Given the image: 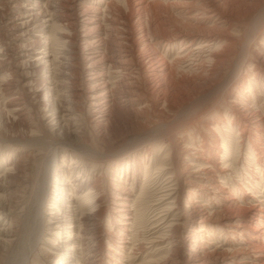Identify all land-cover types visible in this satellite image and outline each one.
Wrapping results in <instances>:
<instances>
[{
    "label": "rangeland",
    "instance_id": "rangeland-1",
    "mask_svg": "<svg viewBox=\"0 0 264 264\" xmlns=\"http://www.w3.org/2000/svg\"><path fill=\"white\" fill-rule=\"evenodd\" d=\"M34 1L36 0H0V103L2 102L1 106L3 105L1 107L3 109L0 110H7L8 113L12 109L8 107L9 102L18 100L19 102H16L22 108L23 114L22 120L19 121L21 124L15 125L6 124L0 115V200L11 207L9 214L0 210V216L4 218L0 220V228L11 227L14 231L11 244L0 242V264H89L91 261L90 264H264V0H205V2L203 0H37L42 3L41 10L46 9L48 15L50 14L48 19L52 21L49 26L60 20L62 23L59 25H65L62 26L61 32L65 31L68 36L73 37L71 42L75 43V46L71 42L69 45L61 41L59 34L56 40L53 39L54 31L51 27L47 28V31L39 30L32 25L22 28L21 23L27 20V13L33 8ZM188 2L191 5L192 2L193 4L198 2L200 10L195 4L193 6L196 8L192 10ZM178 3L189 5L184 4L186 8L182 9L183 4L179 6ZM211 4L215 7L209 6ZM145 8L146 11L143 10ZM54 14L56 16H53ZM190 17L192 19H189ZM110 18H113V21ZM186 24H190L187 25L190 28L186 27ZM193 25H196V28ZM214 25L218 27L219 32L214 29ZM197 26L198 29L202 26V31L207 30L203 33L197 30ZM23 30H28L30 34L22 37ZM181 31L182 34L184 32L183 35ZM209 31L213 32L210 34ZM76 33L77 37L74 35ZM185 36L189 39L183 40ZM170 37H173V40ZM45 38H48L51 49L53 46L52 65L50 64L49 67L43 63L39 75L44 73L43 70H46L47 74L49 68L54 102L58 107L66 106H63L66 111L64 109L61 117L64 114L70 115L67 121L63 120L60 127L56 126L58 119L50 111L52 107L48 106L46 110L45 105L33 93L30 80L23 81L27 75L25 70L27 68L21 64L22 49L37 50L47 42ZM201 38H209L213 42L204 43ZM42 41L44 43H40ZM168 42L173 45H168ZM64 49L70 52H65ZM144 50H147L146 53ZM211 52L225 56L226 59L222 58L225 60L221 62L223 64L207 61ZM88 53L95 57L90 69H87L89 65L87 61L84 64ZM149 59L155 60L154 63L166 62L165 65L167 64L169 68L168 78H150ZM96 60L100 63L96 64ZM127 60L128 64L125 63ZM118 62H123L122 69H113ZM173 62H177V66ZM201 62L204 67L201 66ZM170 63L174 67L170 66ZM137 68L139 71L136 70ZM214 68H217L218 72L217 69L211 72ZM203 69L210 71L204 72ZM76 70L78 71L74 72ZM96 73L104 75L102 81L94 78L97 76ZM169 77H172L171 80ZM125 79L127 82L124 81ZM158 81L164 82L167 101L163 93L159 95L153 90ZM105 82L109 84L107 91L101 90L99 93L109 92L110 121L96 127L94 121L97 118L89 105L87 95L91 86L99 87L100 90L102 83ZM24 84L28 85L23 86ZM43 85L42 81L39 87L42 88ZM74 86L83 90L80 91L81 89L78 90ZM152 90L155 92L154 95ZM125 91L134 92V95L125 99L127 95ZM67 95H70L69 98L71 95L74 97L67 100ZM139 95L143 98L141 99ZM71 100H74L75 104ZM70 111L74 113L71 114ZM77 115H80V118ZM67 143L75 146L84 144L83 146L86 145L85 147L94 151V155L91 151L85 155L82 151L74 149L71 151L72 149L65 147ZM55 154H57V165L52 175L56 183L50 187L49 192L52 194L50 193L47 198L45 204L47 209L50 207L55 209L62 204L60 188L66 189L65 196L73 194L67 184L70 180L73 183L75 178L67 172L72 171L75 167L73 161L78 160L79 157H82L83 170L74 171L75 176L80 175L92 184H98L102 206L96 210H101L99 213H102L96 214L93 222L84 224L85 214L83 206H80L81 202L77 200L75 204H70L74 219V228L71 230V235L75 236L74 241L58 242L54 234V226H50L47 219H40V222L37 217L39 191L42 187L44 189L49 173L48 167L52 164ZM10 164L17 166L12 179L7 177ZM63 164L67 168H62ZM207 170L211 171L210 175H205ZM221 170L222 173H219ZM195 177L200 178L195 179ZM197 185L205 186V189L202 187L204 190L191 205L187 203L188 195L193 190V186ZM170 189L173 193L172 197L166 196L171 194L167 192ZM66 200L68 204V199ZM50 212L51 210H47V213ZM204 217L208 218L210 223L208 228L203 229L199 223ZM125 219L130 220L127 230L122 227L127 223ZM170 220H175L177 224L174 229L163 226L171 222ZM237 226L239 229L235 228ZM254 228H257L256 231H252ZM202 230L203 233L197 235L196 232ZM86 235L89 238L96 235L95 237L99 241L102 240V243L96 239H83ZM81 241L84 243L81 244ZM119 243H126L125 251L118 249ZM71 247L83 248L85 259L80 258L79 255L72 257L71 254H64L65 249ZM253 247L260 248V253L250 251ZM212 256H215L213 260L208 259Z\"/></svg>",
    "mask_w": 264,
    "mask_h": 264
},
{
    "label": "bare ground",
    "instance_id": "bare-ground-1",
    "mask_svg": "<svg viewBox=\"0 0 264 264\" xmlns=\"http://www.w3.org/2000/svg\"><path fill=\"white\" fill-rule=\"evenodd\" d=\"M45 1V0H44ZM55 1V0H54ZM53 1V2H54ZM60 1V0H59ZM71 1V0H70ZM184 1V0H183ZM204 2H205V0H203ZM208 1V0H207ZM143 2V1H142ZM170 2V1H169ZM203 2V3H204ZM228 2V1H227ZM29 3V2H28ZM73 3V2H72ZM189 3V2H188ZM187 3V4H188ZM200 3H201V1H200ZM210 3V2H209ZM217 3V2H216ZM230 3V2H229ZM41 4L42 3H40L39 1H34V6H33V8H31L29 11H28V13H27V20L25 21V22H23V23H21V26H22V28L24 29V28H26V27H28V26H30V25H32V26H35V28H37V29H41V30H46L47 28H49V27H51L52 29H53V31H54V33H53V39H55L56 40V38H57V35L59 34L60 35V38L59 39H61V41H63V42H65V43H67V44H69L70 42H71V38H73V37H70V36H68L67 35V33L64 31V32H61V30L63 31V28H62V26H65L64 24L63 25H59L60 23H62V22H60V20H57L56 21V23L53 25V26H49L50 25V21H52V20H49L48 19V17H49V15H48V13L49 12H47V10L45 9V11H43V10H41L42 9V6H41ZM56 4V3H55ZM75 4V3H74ZM135 4V3H134ZM173 4V3H172ZM179 4V6H180V4H181V6H182V4H183V8L182 9H184V8H186V6L184 5V4H186V3H178ZM177 4V5H178ZM186 4V5H187ZM190 4V3H189ZM188 4V5H189ZM195 4V6H197L198 8L197 9H199L200 10V7L198 6V2L196 3H194ZM193 4V2H192V5L190 4L189 6H191L192 7V10H194L193 8L195 7V6H193L194 5ZM208 4V3H207ZM222 4V3H221ZM225 4V3H224ZM16 5V4H15ZM14 5V6H15ZM18 5V4H17ZM22 5V4H21ZM24 5V4H23ZM22 5V6H23ZM44 5V4H43ZM140 5V4H139ZM176 5V4H175ZM175 5H173V7L175 6ZM203 5V4H202ZM206 5V4H205ZM31 6V5H30ZM74 6V5H73ZM185 6V7H184ZM189 6H187V7H189ZM209 6H213V7H215L214 5H209ZM208 5H207V7H209ZM18 7V6H17ZM64 7V6H63ZM80 7V6H79ZM140 7V6H139ZM170 7V6H169ZM206 7V6H205ZM217 7H218V5H217ZM26 8V7H25ZM73 8V7H72ZM144 8V7H143ZM147 8V7H146ZM146 8L145 9H143V10H145L146 11ZM178 8H180V7H178ZM196 8V7H195ZM27 9V8H26ZM51 9V8H50ZM66 9H68V8H66ZM74 9V8H73ZM73 9H71L70 8V10H73ZM93 9V8H92ZM139 9V8H138ZM142 9V8H141ZM176 9V8H175ZM181 9V8H180ZM190 9V8H189ZM201 9H202V6H201ZM206 9V8H205ZM208 9V8H207ZM215 9H217V8H215ZM1 10V9H0ZM53 10V9H52ZM69 10V9H68ZM88 10V9H87ZM90 10V9H89ZM191 10V9H190ZM190 10H188L189 12H190ZM196 10V9H195ZM213 10V9H212ZM211 10V11H212ZM79 11V10H78ZM93 11V10H92ZM91 11V12H92ZM117 11V10H116ZM140 11V10H139ZM142 11V10H141ZM210 11V10H209ZM218 11H220V10H218ZM23 12V11H22ZM53 12V11H52ZM90 12V13H91ZM189 12H187V13H189ZM192 12V11H191ZM199 12V11H198ZM208 12V11H207ZM223 12V11H222ZM55 13V12H54ZM63 13H64V11H63ZM68 13V12H67ZM75 13V12H74ZM88 13V12H87ZM95 13H96V11H95ZM102 13V12H101ZM205 13V12H204ZM217 13V12H216ZM60 14H62V13H60ZM59 14V15H60ZM85 14V13H84ZM185 14V13H184ZM192 14V13H191ZM202 14V13H201ZM17 15V14H16ZM26 15V14H25ZM59 15H57V16H59ZM73 15H75V14H73ZM203 15H206V14H203ZM221 15H222V13H221ZM224 15V14H223ZM15 16V15H14ZM53 16H56L55 14L53 15ZM66 16V15H65ZM68 16V15H67ZM66 16V17H67ZM144 16V15H143ZM202 16V15H201ZM215 16V15H214ZM228 16V15H227ZM24 17V16H23ZM71 17V16H70ZM105 17H108V16H105ZM197 17V16H196ZM219 17V16H218ZM11 18H12V16H11ZM18 18V17H17ZM25 18V17H24ZM198 18H199V16H198ZM198 18H197V20H198ZM203 18V17H202ZM207 18V17H206ZM230 18V17H229ZM19 19H20V17H19ZM63 19V18H62ZM69 19V18H68ZM70 19H73V18H70ZM69 19V20H70ZM76 19V18H75ZM83 19V18H82ZM96 19H98V18H96ZM101 20H102V18H100ZM111 20L113 19V18H110ZM185 19H187V18H185ZM189 19H192L191 17L189 18ZM194 19V18H193ZM199 19H201V18H199ZM218 19V18H217ZM227 19V18H226ZM12 20V19H11ZM14 20H15V18H14ZM87 20V19H86ZM91 20V19H90ZM108 20V19H107ZM106 20V21H107ZM195 20V19H194ZM88 21H89V19H88ZM95 21V20H94ZM94 21H91V22H94ZM98 21H99V19H98ZM103 21V20H102ZM101 21V22H102ZM113 21V20H112ZM112 21H110V22H112ZM129 21V20H128ZM228 21H230V20H228ZM9 22H11L12 23V21H9ZM79 22V21H78ZM87 22V21H86ZM105 22V21H104ZM109 22V21H108ZM109 22V23H110ZM114 22H115V24L117 23L115 20H114ZM119 22V21H118ZM198 22V21H197ZM200 22V21H199ZM58 23V24H57ZM75 23H77V22H75ZM81 23V22H80ZM98 23V22H97ZM120 23V22H119ZM118 23V24H119ZM123 23H125L124 21H123ZM129 23V22H128ZM187 23V22H186ZM189 23V22H188ZM203 23H204V21H203ZM211 23V22H210ZM222 23V22H221ZM224 23V22H223ZM225 23H227V22H225ZM68 24V23H67ZM71 24V23H70ZM73 24V23H72ZM90 24V23H89ZM193 24V23H192ZM192 24H191V26H192ZM219 24V23H218ZM69 25V24H68ZM78 25V24H77ZM81 25H83V24H81ZM99 25H101V24H99ZM112 25V24H111ZM120 25V24H119ZM124 25V24H123ZM126 25V24H125ZM188 24H186V27H188L187 26ZM216 25V24H215ZM215 25H214V27H215ZM16 26H18L17 24H16ZM67 26V25H66ZM72 26V25H71ZM129 26V25H128ZM193 26H195V28H196V25H193ZM217 26V25H216ZM230 26V25H229ZM15 27V26H14ZM75 27V26H74ZM97 27H99V26H97ZM101 27V26H100ZM112 27H113V25H112ZM127 27V26H126ZM200 27V26H199ZM11 28V27H10ZM20 28V27H19ZM31 28V27H30ZM34 28V27H33ZM66 28H68V27H66ZM71 28H73V27H71ZM82 28V27H81ZM80 28V29H81ZM94 28V27H93ZM108 28V27H107ZM117 28V27H116ZM122 28H124V27H122ZM129 29L131 28V27H128ZM128 28H127V30H128ZM188 28H190V27H188ZM194 28V27H193ZM194 28V29H195ZM201 29H202V26L200 27ZM208 28V27H207ZM218 28V27H217ZM217 28L215 27L214 29H216L217 30ZM12 29V28H11ZM74 29V28H73ZM87 29V28H86ZM110 29V28H109ZM114 29V28H113ZM113 29H110V30H113ZM126 29V28H125ZM201 29H198V26H197V30H201ZM211 29V28H210ZM8 30V29H7ZM31 30H33L32 28H31ZM50 30V29H49ZM72 30V29H71ZM75 31H76V29H74ZM96 30H97V28H96ZM122 30V29H121ZM121 30L120 31H118V32H121ZM126 30V31H127ZM177 30V29H176ZM188 30V29H187ZM196 30V29H195ZM196 30V31H197ZM207 29H205V31H206ZM216 30H214V32L213 31H209V33L211 34L212 32L213 33H215V31ZM37 31V30H36ZM47 31V30H46ZM46 31H45V33L44 34H46ZM73 31V30H72ZM75 31H74V33H75ZM89 31H90V29H89ZM103 31V30H102ZM126 31H122V32H126ZM129 31V30H128ZM127 31V32H128ZM192 31V30H191ZM202 31V30H201ZM204 31V30H203ZM202 31V32H203ZM204 31V32H205ZM218 31V30H217ZM93 32V31H92ZM95 30H94V34H95ZM106 32H107V30H106ZM112 32V31H111ZM114 32V31H113ZM112 32V33H113ZM116 32V31H115ZM146 32V31H145ZM178 32H179V30H178ZM193 32H194V30H193ZM200 32V31H199ZM203 32V33H204ZM208 32V31H207ZM219 32V31H218ZM30 34V32H28V30H23V35H22V37L23 36H26L27 34ZM49 33V32H48ZM77 33H78V31H77ZM77 33L76 34H74L75 35V37H77L76 35H77ZM82 33V32H81ZM83 33H85V32H83ZM82 33V34H83ZM140 33V32H139ZM148 33V32H147ZM158 33V32H157ZM181 34H182V31L180 32ZM192 33V32H191ZM195 33V32H194ZM196 33H198V32H196ZM32 34V33H31ZM36 34V33H35ZM68 34H70V33H68ZM101 34V33H100ZM108 34V33H107ZM120 34V33H119ZM133 34V33H132ZM183 34H184V32H183ZM182 34V35H183ZM186 34V33H185ZM200 34V33H199ZM199 34H196V35H199ZM206 34V33H205ZM43 35V34H42ZM90 35H91V33H90ZM125 35V34H124ZM128 35V34H127ZM144 35V34H143ZM143 35H142V37H143ZM192 35H194V34H192ZM202 35V34H201ZM200 35V36H201ZM40 36V35H39ZM46 36V35H45ZM71 36H72V34H71ZM79 36V35H78ZM82 36V35H81ZM80 36V37H81ZM86 36H88L87 34H86ZM105 36V35H104ZM120 36H121V34H120ZM134 36V35H133ZM171 36H173V35H171ZM180 36V35H179ZM188 36V35H187ZM190 36V35H189ZM195 36V35H194ZM207 36V35H206ZM6 37V36H5ZM15 37V36H14ZM21 37V36H20ZM19 37V38H20ZM43 37V36H42ZM74 37V38H75ZM109 37H111V36H109ZM116 37H118V36H116ZM125 37H127V36H125ZM130 37V36H129ZM137 37V36H136ZM139 37V36H138ZM211 37V36H210ZM19 38H18V40H19ZM87 38V37H86ZM123 38V37H122ZM121 37H120V39H122ZM132 38V37H131ZM170 38H172V40H173V37H170ZM176 38V37H175ZM189 39V37H184L183 38V40L184 39ZM27 39V38H26ZM34 39V38H33ZM46 40H47V42L45 43V44H43L42 46H40L37 50H28V49H22V51H21V55H20V59H22L23 60V63H21L23 66H26V68L27 69H25V70H27V75H25V77L23 78V77H21V78H23V81L25 80V79H27V81L28 80H30V85H32L31 87V89H33V93H35L36 94V96H37V98L38 99H40V101L42 102V104L43 105H45V108H46V110L48 109V106L51 108V112H53L55 115H56V117H57V119H58V122H57V124H56V126H58V127H60L63 123V120L64 119H66V121H67V118L68 117H70V115H63L62 117H61V115L64 113V109H65V111H66V108H64L63 109V106H65V105H63L64 103H62V107H58V106H56L57 104H55V97L53 96V94L52 93H54L53 92V89L50 87V84L51 83H53V82H51L50 81V70H49V68H48V70H47V74H46V70L44 71L43 70V76L41 75H39V73H40V71H42L41 69H42V64L44 63V64H46V66H49L50 67V64L52 63V58H53V46H52V49H51V47H50V44H48V38H45ZM78 39V38H77ZM82 39V38H81ZM104 39V38H103ZM102 39V40H103ZM117 39V38H116ZM128 39V38H127ZM142 39V38H141ZM160 39H162V38H160ZM164 39V38H163ZM167 39H169V37H167ZM201 39H203L205 42L204 43H211V42H213V40L211 39H209V38H201ZM5 40V39H4ZM13 40H15L14 38H13ZM45 40V41H46ZM101 40V39H100ZM133 40V39H132ZM131 40V41H132ZM136 40V39H135ZM145 40V39H144ZM91 41V40H90ZM104 41H107V40H105L104 39ZM116 41V40H115ZM120 41V40H119ZM129 41H130V39H129ZM147 41V40H146ZM186 41V40H185ZM214 41H216L215 39H214ZM5 42V41H4ZM14 42V41H13ZM33 42V41H32ZM31 42V43H32ZM75 42V41H74ZM77 42V41H76ZM87 42V41H86ZM99 44H100V42L99 41H97ZM108 42V41H107ZM134 42V41H133ZM141 42V41H140ZM142 42H144V41H142ZM141 42V43H142ZM189 42V41H188ZM194 42V41H193ZM218 42V41H217ZM216 42V43H217ZM8 43V42H7ZM30 43V44H31ZM39 43V42H38ZM40 43H44L43 41L42 42H40ZM71 43H73V42H71ZM85 43V42H84ZM102 43V42H101ZM117 43V42H116ZM121 43H123L124 44V42H121ZM127 43V42H126ZM132 43V42H131ZM169 43V42H168ZM191 43V42H190ZM66 44V45H67ZM74 44V46H75V43H73ZM77 44V43H76ZM83 44V43H82ZM91 44V43H90ZM89 44V45H90ZM94 44V43H93ZM118 44V43H117ZM150 44V43H149ZM158 44V43H157ZM156 44V45H157ZM160 44V43H159ZM172 43H169L168 45H171ZM192 44V43H191ZM214 44H215V42H214ZM15 45V44H14ZM23 45V44H22ZM36 45V44H35ZM39 45H41V44H39ZM53 45H55V44H53ZM61 45V44H60ZM70 45V44H69ZM112 45V44H111ZM120 45V44H119ZM122 45V44H121ZM126 45H128L129 46V44H126ZM132 45V44H131ZM140 45V44H139ZM148 45V44H147ZM155 45V46H156ZM173 45V44H172ZM210 45V44H209ZM216 45H218V44H216ZM228 45V44H227ZM31 46H33V45H31ZM30 46V47H31ZM37 46V45H36ZM35 46V47H36ZM56 46V45H55ZM78 46V45H77ZM82 46V45H81ZM80 46V47H81ZM84 46V45H83ZM87 46H88V44H87ZM96 46H98V45H96ZM95 46V47H96ZM110 46V45H109ZM114 46H115V44H114ZM118 46V45H117ZM123 46V45H122ZM127 46V47H128ZM133 46V45H132ZM135 46V45H134ZM143 46H145V47H148V46H146V45H143ZM150 46V45H149ZM212 46H213V44H212ZM230 46V45H229ZM15 47V46H14ZM23 47H25V46H23ZM73 47V46H72ZM90 47H92V46H90ZM104 47V46H103ZM112 47V46H111ZM158 47V46H157ZM174 47V46H173ZM172 47V48H173ZM185 47V46H184ZM189 47V46H188ZM191 47V46H190ZM206 47V46H205ZM208 47V46H207ZM225 47V46H224ZM8 48V47H7ZM18 48V47H17ZM32 48V47H31ZM74 48V47H73ZM78 48V47H77ZM82 48V47H81ZM85 48H86V45H85ZM87 48H89V46L87 47ZM86 48V49H87ZM105 48V47H104ZM109 48V47H108ZM126 48V47H125ZM129 48V47H128ZM131 48V47H130ZM136 48V47H135ZM138 48V47H137ZM199 48V47H198ZM210 48H212L213 49V47H210ZM6 49V48H5ZM8 49H10V48H8ZM33 49V48H32ZM83 49V48H82ZM94 49V48H93ZM122 49V48H121ZM134 49V48H133ZM141 49V48H140ZM143 49H145V48H143ZM147 49V48H146ZM149 49H150V47H149ZM149 49H147V50H149ZM152 49V48H151ZM200 49V48H199ZM209 49V48H208ZM16 50V49H15ZM59 50V49H58ZM65 50V49H64ZM71 50V49H70ZM91 50V49H90ZM113 50V49H112ZM115 50V49H114ZM119 50H120V48H119ZM127 50V49H126ZM131 50H132V48H131ZM131 50H130V52H131ZM146 50V51H147ZM186 50V49H185ZM184 50V51H185ZM204 50V49H203ZM249 50V49H248ZM61 51H62V49H61ZM66 51H69L68 49H66L65 50V52ZM80 51V50H79ZM82 51V50H81ZM83 51H86V50H83ZM123 51V50H122ZM122 51H120V52H122ZM133 51V50H132ZM140 51H142V50H140ZM146 51L144 50V52L146 53ZM205 51V50H204ZM20 52V51H19ZM70 52V51H69ZM105 52V51H104ZM111 52V51H110ZM124 52V51H123ZM149 52V51H148ZM147 52V53H148ZM185 52H187V51H185ZM193 52V51H192ZM195 52V51H194ZM219 52V51H218ZM4 53V52H3ZM16 53V52H15ZM57 53V52H56ZM79 53V52H78ZM77 53V54H78ZM83 53V52H82ZM91 53V52H90ZM100 53V52H99ZM142 53V52H141ZM188 53H189V51H188ZM200 53H201V51H200ZM206 53V52H205ZM204 53V54H205ZM217 53V52H216ZM223 53V52H222ZM222 53H219L220 55L222 54ZM5 54V53H4ZM89 54V53H88ZM92 54V53H91ZM96 54V53H95ZM102 54V53H101ZM107 54V53H106ZM126 54H128V53H126ZM137 54H139V53H137ZM143 54V53H142ZM158 54V53H157ZM189 54H191V53H189ZM13 55H14V53H13ZM12 55V56H13ZM16 55V54H15ZM65 55V54H64ZM116 55V54H115ZM114 55V56H115ZM124 55V54H123ZM134 55V54H133ZM139 55H141V54H139ZM148 56H150L149 54H147ZM155 55V54H154ZM188 55V54H187ZM196 55V54H195ZM224 55V54H223ZM227 55V54H226ZM11 56V57H12ZM70 56V55H69ZM78 56H79V54H78ZM104 56V55H103ZM106 56V55H105ZM113 56V55H112ZM121 56V55H120ZM132 56V55H131ZM137 56V55H136ZM142 56V55H141ZM147 56V57H148ZM204 56V55H203ZM228 56V55H227ZM7 57V56H6ZM17 57V56H16ZM71 57V56H70ZM76 57V56H75ZM74 57V58H75ZM82 58H83V56H81ZM80 57V58H81ZM108 57V56H107ZM106 57V58H107ZM145 57H146V55H145ZM155 57V56H154ZM159 57V56H158ZM180 57H181V55H180ZM193 57V56H192ZM196 57H198V56H196ZM225 58L226 59V57L225 56H219V55H215V53H212L211 52V54L208 56V60L207 59H205V60H207V61H209V62H216V63H220V64H223V63H221L222 61H225L224 59H222V58ZM245 57H247V56H245ZM9 58V57H8ZM56 58V57H55ZM68 58V57H67ZM95 57H93L92 55H88V57L86 58V60H84V64H86L85 63V61H87L88 62V64L89 65H87L88 67H87V69H90V68H92V62L95 60L94 59ZM103 58V57H102ZM109 58V57H108ZM114 58V57H113ZM116 58V57H115ZM124 58V57H123ZM134 58V60H135V57H133ZM137 58V57H136ZM138 58H140V56L138 57ZM151 58V57H150ZM161 58V57H160ZM188 58H189V56H188ZM202 58V57H201ZM5 59V58H4ZM72 59V58H71ZM79 59V58H78ZM85 59V58H84ZM131 59H132V57H131ZM156 59H157V57H156ZM163 59V58H162ZM181 59H183V61H185L184 60V58H181ZM185 59H186V57H185ZM196 59V58H195ZM245 59V58H244ZM6 60H7V58H6ZM5 60V61H6ZM10 60V59H9ZM21 60V61H22ZM55 60V59H54ZM105 60H107V59H105ZM109 60V59H108ZM111 60V59H110ZM119 60V59H118ZM137 60V59H136ZM144 61H145V59H143ZM150 60V59H149ZM178 60V59H177ZM200 60V59H199ZM198 60V61H199ZM205 60H204V62H205ZM65 61V60H64ZM63 61V62H64ZM100 61V60H99ZM154 61L155 60H150L149 61V64H150V66L149 65H147V66H149L150 67V69L148 70L149 71V73H150V78H160V79H165L167 76H169V68L165 65V63H161V61H156V63H154ZM179 61H181V60H179ZM188 61H190V60H188ZM196 61V60H195ZM8 63H10L9 61H7ZM81 62V61H80ZM109 62V61H108ZM107 62V63H108ZM111 62V61H110ZM115 62V61H114ZM114 62H112V63H114ZM123 62H125V61H123ZM123 62H118L117 63V66L115 67L114 66V68L113 69H117V70H121L122 69V67L124 66V64H123ZM128 62V60L125 62V63H127ZM130 62V61H129ZM137 62V61H136ZM139 62V61H138ZM162 62H163V60H162ZM197 62V61H196ZM244 62V61H243ZM263 62H264V60H263ZM263 62H262V65H263ZM12 63V62H11ZM97 63H100V62H97V60H96V64ZM102 63V62H101ZM111 63V64H112ZM134 63H135V61H134ZM139 63H141V60H140V62ZM169 63V62H168ZM174 63V62H173ZM177 63V62H176ZM176 63H174V64H176ZM187 63V62H186ZM202 64H201V66H203L204 64H203V62H201ZM4 64V63H3ZM13 64H15V63H13ZM18 64V63H17ZM66 64V63H65ZM69 64V63H68ZM74 64V63H73ZM78 64H80V63H78ZM128 64V63H127ZM130 64V63H129ZM131 64H132V62H131ZM143 64V63H142ZM144 64H147V63H144ZM155 64V65H154ZM178 64H180V63H178ZM182 64V63H181ZM180 64V65H181ZM192 64V63H191ZM197 64V63H196ZM206 64H208V63H206ZM209 64H211V63H209ZM215 64V63H214ZM261 64V63H260ZM16 65V64H15ZM21 65V66H22ZM52 65V64H51ZM115 65V64H114ZM135 65V64H134ZM170 66H172L173 64H169ZM3 66V65H2ZM13 66V65H12ZM18 66V65H17ZM72 66V65H71ZM86 66V65H85ZM130 66H132V65H130ZM169 66V67H170ZM176 66H177V64H176ZM217 66V65H216ZM220 66V65H219ZM64 67V66H63ZM80 68H81V65L79 66ZM96 67V66H95ZM107 67V66H106ZM139 67V66H138ZM144 67H145V65H144ZM173 67H174V65H173ZM198 67H199V65H198ZM204 67V66H203ZM207 68H208V66H206ZM211 67V66H210ZM262 67V66H261ZM13 68V67H12ZM15 68V67H14ZM62 68V67H61ZM76 68H78V66L76 67ZM79 68V69H80ZM82 68H83V66H82ZM128 68V67H127ZM126 68V69H127ZM141 68V67H140ZM172 68V67H171ZM176 68V67H175ZM175 68H174V70H175ZM195 68V67H194ZM202 68V67H201ZM11 69V68H10ZM85 69V68H84ZM83 69V70H84ZM106 69V68H105ZM147 69H148V67H147ZM217 69V68H216ZM215 68L214 69H212L211 70V72H215V70H216ZM13 70V69H12ZM16 70H17V68H16ZM20 70V69H19ZM18 70V71H19ZM22 70H23V68H22ZM72 70V69H71ZM112 70V69H111ZM125 70V69H124ZM137 71H139L138 70V68L136 69ZM144 70H146L145 68H144ZM172 71H173V69H171ZM209 71H210V69H208ZM208 70H206V71H204V69H203V71L204 72H207ZM5 71V70H4ZM64 71V70H63ZM78 70H76V71H74V72H77ZM176 71V70H175ZM9 72V71H8ZM12 72V71H11ZM10 72V73H11ZM16 72V71H15ZM20 72H22V71H20ZM69 72V71H68ZM67 72V73H68ZM84 71H82V73H83ZM87 72V71H86ZM105 72H107V71H105ZM120 72V71H119ZM122 72V71H121ZM142 72V71H141ZM146 72V71H145ZM217 72H218V69H217ZM13 73V72H12ZM88 73V72H87ZM118 73V72H117ZM125 73V72H124ZM134 73H136V72H134ZM144 73V72H143ZM171 73V72H170ZM174 73H176V72H174ZM17 74V73H16ZM15 74V75H16ZM22 74V73H21ZM25 74V73H24ZM64 74V73H63ZM91 74V73H90ZM105 74V73H104ZM114 74V73H113ZM112 74V75H113ZM131 74V73H130ZM140 74V73H139ZM173 74V73H172ZM68 75H71V74H68ZM68 75H67V78H68ZM96 75H97V73H96ZM115 75H116V73H115ZM127 75H129V74H127ZM215 75V74H214ZM14 76V75H13ZM65 76V75H64ZM64 76H63V78H64ZM86 76V75H85ZM84 76V77H85ZM94 76V75H93ZM103 76L104 75H97L96 77H94V78H96V80L97 81H99V80H101L102 81V78H103ZM137 76V75H136ZM144 76V75H143ZM172 76V75H171ZM71 78L73 77V74H72V76H70ZM70 77H69V79H70ZM107 77V76H106ZM119 77V76H118ZM125 77H126V75H125ZM145 77H146V75H145ZM173 77H175V75L173 76ZM208 77V76H207ZM52 78V77H51ZM66 78V77H65ZM75 78V77H74ZM80 78V77H79ZM86 78V77H85ZM127 78H129V77H127ZM148 78H149V75H148ZM168 78V77H167ZM170 78V77H169ZM172 78V77H171ZM171 78H170V80H171ZM93 79V78H92ZM124 79V78H123ZM132 79V78H131ZM137 79V78H136ZM138 79H139V76H138ZM144 79V78H143ZM147 79V78H146ZM14 80V79H13ZM60 80V79H59ZM77 80V79H76ZM83 80V79H82ZM86 80V79H85ZM90 80H91V78H90ZM105 80V79H104ZM130 80V79H129ZM142 80V79H141ZM145 80V79H144ZM173 80H174V78H173ZM17 81V80H16ZM44 82V85H43V87L42 88H40L39 87V85H40V83L41 82ZM53 81V80H52ZM70 81H71V79H70ZM69 81V82H70ZM124 81H126V79L124 80ZM133 81V80H132ZM136 81H138V80H136ZM140 81V80H139ZM146 81V80H145ZM163 81V80H162ZM82 82V81H81ZM92 82V81H91ZM120 82V81H119ZM122 83H123V81H121ZM120 82V83H121ZM127 82V81H126ZM134 82V81H133ZM153 82V81H152ZM164 82H166V80L164 81ZM163 82V83H164ZM170 82V81H169ZM6 83V82H5ZM22 83V82H21ZM20 83V84H21ZM58 83V82H57ZM60 83V82H59ZM62 83V82H61ZM65 83V82H64ZM66 83H67V81H66ZM78 83V82H77ZM90 83V82H89ZM89 83H87V84H89ZM96 83V82H95ZM97 83H99V82H97ZM116 83H118V82H116ZM129 83H131L130 81H129ZM136 83V82H135ZM137 83H139L140 84V82H137ZM141 83H143V82H141ZM163 83H161V81H158L157 82V85H156V82H155V87H154V91L155 92H157V94H161V93H163L164 95L163 96H165V100L167 101L168 99H167V97H166V94H165V89H164V87H163ZM10 84V83H9ZM15 84V83H14ZM71 84V83H70ZM103 84V85H102ZM101 85H102V87H100V90H98V88L99 87H92L91 85V88L89 89V91L88 90H86V91H88L89 93H88V95H87V97H88V100H89V105H90V107L92 108V110H93V113L96 115V120L94 121L95 122V124H96V127L98 126H101V125H103V124H107L109 121H110V115H109V113H108V109H109V104H110V102H109V99H108V93L109 92H107V93H105L106 91H107V84H108V82H107V84H106V82L105 83H102ZM124 84H126V83H124ZM168 84V83H167ZM26 84H24L23 86H25ZM28 85V84H27ZM26 85V86H27ZM52 85V84H51ZM77 85V84H76ZM109 85V84H108ZM119 85V84H118ZM126 85H129L128 83L126 84ZM133 85V84H132ZM131 85V86H132ZM142 85V84H141ZM140 85V86H141ZM9 86H11V85H9ZM22 86V87H23ZM60 86H63V85H60ZM82 86H84V85H82ZM99 86V85H98ZM125 86V85H124ZM146 87H147V85H145ZM149 86V85H148ZM75 87V86H74ZM86 87V86H85ZM129 87V86H128ZM138 87V86H137ZM9 88V87H8ZM62 88V87H61ZM64 88V87H63ZM70 88V87H69ZM75 88H77V87H75ZM87 88V87H86ZM119 88V87H118ZM124 88V87H123ZM132 88V87H131ZM136 88V87H135ZM144 88V87H143ZM152 88V87H151ZM11 89V88H10ZM31 89H30V91H31ZM78 89V88H77ZM81 89V88H80ZM80 89H78V90H80ZM130 89V88H129ZM138 89H139V87H138ZM145 89H148V88H145ZM67 90H69V89H67ZM66 90V91H67ZM72 90V89H71ZM83 89H81L80 91H82ZM101 90H105V92L104 93H99ZM115 90V89H114ZM122 90V89H121ZM143 90V89H142ZM153 90H152V92H153ZM7 91H9V90H7ZM29 91V90H28ZM70 91V90H69ZM110 91V90H109ZM143 91H145V90H143ZM148 91H149V89H148ZM12 92V91H11ZM114 92H116V91H114ZM113 92V93H114ZM118 92H119V90H118ZM122 92V91H121ZM120 92V93H121ZM125 92H127V91H125ZM152 92H151V94H152ZM155 92H153V95H154V93ZM67 93V92H66ZM82 93V92H81ZM112 93V94H113ZM123 93V92H122ZM134 92H127V95H126V97H125V99H129L130 97H132L134 94H133ZM1 94V93H0ZM67 94H69V93H67ZM83 94V93H82ZM85 94V93H84ZM140 94H142V93H140ZM34 95V94H33ZM74 95V94H73ZM73 95H71V98H73L74 96ZM125 95V94H124ZM137 96H138V94H136ZM68 96V95H67ZM66 96V97H67ZM70 96V95H69ZM69 96H68V99L67 100H70L71 98H69ZM80 96V95H79ZM78 96V97H79ZM115 96V95H114ZM121 97H122V95H121ZM120 97V98H121ZM139 97H140V95H139ZM154 97V96H153ZM156 97V96H155ZM76 98V97H75ZM81 98V97H80ZM84 98V97H83ZM113 97H111V99H112ZM116 98V97H115ZM119 98V97H118ZM138 98V97H137ZM141 98V97H140ZM143 98V97H142ZM141 98V99H142ZM162 98V97H161ZM9 99V98H8ZM18 99V98H17ZM22 99V98H21ZM139 99V98H138ZM160 99V98H159ZM163 99V98H162ZM1 100V99H0ZM66 100V101H67ZM133 100V99H132ZM157 100V99H156ZM10 101V100H9ZM16 101H18V100H12V101H10L9 102V106L8 107H10V108H12V109H8L9 111H8V113H7V110H0V115H1V118H2V120H3V122H5L6 124H10V125H15V124H21L19 121L20 120H22V118H23V114H22V108H20V106L18 105V103L16 102ZM38 101V100H37ZM57 101V100H56ZM60 101V100H59ZM62 101V100H61ZM74 100H71V102L72 103H74L73 102ZM115 101H116V99H115ZM135 101V100H134ZM205 101V100H204ZM19 102V101H18ZM39 102V101H38ZM41 102H39V103H41ZM58 102V101H57ZM71 102H70V104H71ZM76 102V101H75ZM79 102H80V100H79ZM84 102V101H83ZM112 102H114L113 100H112ZM118 102H120V101H118ZM160 102V101H159ZM2 103V102H1ZM1 103H0V109H3V108H1L2 106H1ZM121 103H122V101H121ZM129 103V102H128ZM141 103V102H140ZM142 103H143V101H142ZM75 104V103H74ZM21 105V104H20ZM23 105V104H22ZM61 105V104H60ZM59 105V106H60ZM67 105V104H66ZM77 105H79V104H77ZM85 105V104H84ZM112 105V104H111ZM114 105V104H113ZM112 105V106H113ZM118 105V104H117ZM125 105H126V103H125ZM124 105V106H125ZM132 105V104H131ZM40 106H41V104H40ZM76 106V105H75ZM86 106V105H85ZM43 107V106H42ZM66 107V106H65ZM44 108V109H45ZM111 108V107H110ZM23 109H24V106H23ZM68 109V108H67ZM71 109V108H70ZM241 109V108H240ZM72 110V109H71ZM135 110V109H134ZM239 110V109H238ZM73 111H74V109H73ZM71 112V114L72 113H74V112ZM76 111H78V108H77V110ZM237 111V110H236ZM6 112V113H5ZM25 112V111H24ZM67 112H69V111H67ZM80 112V111H79ZM89 112H90V110H89ZM243 112V111H242ZM250 112V111H249ZM134 113H136V112H134ZM247 113V112H246ZM256 113V112H255ZM264 113V112H263ZM91 114V113H90ZM245 114V113H244ZM74 115V114H73ZM81 115V114H80ZM80 115H77V116H79V118H80ZM253 115V114H252ZM76 116V115H75ZM256 116V115H255ZM254 116V117H255ZM53 117V116H52ZM246 117V116H245ZM74 119L76 118V117H73ZM25 119V118H24ZM77 119V118H76ZM75 119V120H76ZM71 120V119H70ZM78 120V119H77ZM93 120V119H92ZM65 121V122H66ZM72 121V120H71ZM257 121H259V120H257ZM260 122V121H259ZM23 123V122H22ZM69 123V121L67 122V124ZM91 123H93V122H91ZM24 125V124H23ZM75 125H76V123H75ZM204 125V124H203ZM68 126H70V125H68ZM105 126V125H104ZM65 127V126H64ZM251 127V126H250ZM63 128V127H62ZM252 128V127H251ZM70 129V128H69ZM257 130V129H256ZM262 130V129H261ZM72 132H73V130H72ZM75 132H76V130H75ZM74 132V133H75ZM78 132V131H77ZM173 139V138H172ZM175 139V138H174ZM173 141H175V140H173ZM62 145V144H61ZM84 145V144H83ZM82 145V146H83ZM75 146V145H73V144H69V143H67V145L65 146V147H67L68 149H72L71 151H73V149L74 150H77V151H82L83 152V154L85 155V153H88V152H92V150L91 149H88L87 147H85V146ZM230 146V145H229ZM64 147V146H63ZM231 148V147H230ZM163 149V148H162ZM227 149V148H226ZM225 149V150H226ZM183 150V149H182ZM55 151V150H54ZM173 152V151H172ZM56 153H57V151H56ZM77 153V152H76ZM93 153V155H94V151L92 152ZM78 154V153H77ZM98 154V153H97ZM173 154V153H172ZM92 155V156H93ZM96 155V154H95ZM54 156V155H53ZM82 156V155H81ZM97 156H99V154L97 155ZM101 156V155H100ZM95 157V156H94ZM51 158V157H50ZM81 158L82 157H79L78 158V160H75V161H73V166L75 165V167H73L72 168V171L70 172H67V174H70V176H74V182L72 183V180H70V182L67 184V186H68V188H70V190H72L73 191V194H69V195H64V192H65V188H60L59 190H60V194L62 195V204L60 205V207H58V208H55V209H51V207L50 208H48L47 209V207H46V203H47V198L50 196V193L51 192H49L50 191V187L52 186V185H55V183H56V179L55 178H53V175H52V173H53V171H56V165H57V154H55V157L52 159V164L48 167L49 168V173H48V177H47V181H46V183L44 184V189H43V187L41 188L42 190L41 191H39L40 193H39V203H38V213H37V217H38V220L41 222V220H43V219H47L48 221L47 222H49V224H50V226L52 225V226H54V230H55V237L58 239V242L59 241H62V240H64V242H68V241H74V239H75V236H72L71 235V230H73V224H74V219H73V217H72V210H71V205L72 204H75V201H79V202H81V205L80 206H83V212H84V214H85V222H84V224L85 223H90L91 221L93 222L94 221V216L97 214L98 215V213L101 211H97L96 210V208H99V207H101L102 206V204H101V200H100V196H99V191H98V187H97V185L96 184H92L87 178H82L80 175L79 176H75V173H74V171H77V170H80L81 168H82V161H81ZM165 159V158H164ZM164 159H163V161H164ZM166 161H167V159H166ZM173 162V161H172ZM165 163V162H164ZM219 163V162H218ZM11 164H13V163H11ZM9 165V167L10 168H8L7 169V177L9 178V179H12V178H14V176H15V174H14V172L17 170V166H15V165ZM165 166H166V164H165ZM178 166V165H177ZM67 168V166H65L64 164L62 165V168ZM228 167V166H227ZM61 168V167H60ZM78 168V169H77ZM165 168V167H164ZM164 168H163V170H164ZM68 169H69V167H68ZM212 169V168H211ZM210 169V170H211ZM217 169V168H216ZM224 169V168H223ZM81 170H83V169H81ZM161 170H162V168H161ZM170 170H172V168L170 169ZM175 170V169H174ZM192 170V169H191ZM195 170V169H194ZM199 170H200V168H199ZM210 170H207V171H205V175H210L211 174V171ZM214 170H212V172H213ZM222 171L223 170H221L219 173H222ZM82 172V171H81ZM200 172H202V170L200 171ZM160 173V172H159ZM162 173H163V171H162ZM174 173H176V172H174ZM196 173V172H195ZM174 175V174H173ZM176 175V174H175ZM174 175V176H175ZM195 176V175H194ZM170 177V176H169ZM172 177V176H171ZM216 177V176H215ZM173 178V177H172ZM192 178V177H191ZM200 178V177H199ZM199 178H196L195 177V179H199ZM180 179V178H179ZM205 179V178H204ZM213 179V178H212ZM51 180H54L53 182L51 181ZM172 180V179H171ZM211 180V179H210ZM1 181V180H0ZM98 181V180H97ZM169 182V181H168ZM170 183V182H169ZM201 183V182H200ZM220 183V182H219ZM172 184V183H171ZM178 184H179V182H178ZM63 185V184H62ZM167 185V184H166ZM173 185H176V184H173ZM1 186V185H0ZM165 186V185H164ZM163 186V187H164ZM201 185H199V187H198V185L197 186H193V190L192 191H190L189 192V195H188V202L187 203H189V204H194V201L199 197V195H200V193L205 189L203 186V188L204 189H202V187H200ZM167 187V186H166ZM165 188V187H164ZM168 188V187H167ZM216 188V187H215ZM100 189V188H99ZM173 189H174V187H173ZM217 189H218V187H217ZM221 189V188H220ZM223 189V188H222ZM177 190H178V187H177ZM182 190H184V189H182ZM219 190V189H218ZM71 192V191H70ZM102 192V191H101ZM167 192H171V194L169 193L168 195H166V196H170V197H172L173 195V193H172V190L170 189L169 191H167ZM175 192V191H174ZM179 193V192H178ZM52 194V193H51ZM204 194V193H203ZM101 195V194H100ZM203 196V195H202ZM102 197V196H101ZM111 197V196H110ZM117 197V196H116ZM125 197V196H124ZM175 197V196H174ZM159 198H161V197H159ZM163 198V197H162ZM169 198V197H168ZM176 198V197H175ZM180 198V197H179ZM66 199H68V204H67V200ZM118 199V198H117ZM123 199V198H122ZM162 200V199H161ZM168 200H170V199H168ZM131 201V200H130ZM156 201V200H155ZM178 202V201H177ZM67 204V206H66V204ZM163 203V202H162ZM71 204V205H70ZM124 204H126V203H124ZM157 204H159V203H157ZM176 204V203H175ZM118 205H119V203H118ZM167 205L169 206V204L167 203ZM178 205V204H177ZM117 206V205H116ZM128 206V205H127ZM155 206V205H154ZM158 207H159V205H158ZM163 207V206H162ZM165 207V206H164ZM187 207V206H186ZM198 207V206H197ZM9 208H11V207H9V206H7L6 204H4V202L2 201V200H0V210L1 211H3L4 213H8L9 214V212H10V210H9ZM103 208V207H102ZM129 208V207H128ZM157 208V207H156ZM160 208V207H159ZM175 208V207H174ZM242 208V207H241ZM101 209V208H100ZM170 209H171V207H170ZM169 208L167 209L168 210V212H170L169 210H170ZM172 209H173V207H172ZM177 209V208H176ZM244 209V208H243ZM47 210H51V212L50 213H47ZM194 210V209H193ZM249 210V209H248ZM118 211V210H117ZM130 211V210H129ZM164 211V210H163ZM225 211V210H224ZM244 211V210H243ZM122 212H124V211H122ZM173 212V211H172ZM102 213V212H101ZM101 213H99L100 215H101ZM121 213V212H120ZM209 214V213H208ZM218 214V213H217ZM165 215H167V214H165ZM192 215V214H191ZM122 216V215H121ZM129 216H130V214H129ZM128 216V217H129ZM170 216V215H169ZM237 216V215H236ZM36 217V218H37ZM123 217V216H122ZM3 217L2 216H0V220H3L2 219ZM41 219V220H40ZM182 219V218H181ZM126 221H127V223L126 224H124L122 227L125 229V230H127V228H128V226L130 225V223H128L130 220L129 219H125ZM200 220V219H199ZM37 221V220H36ZM35 221V222H36ZM54 221V222H53ZM164 221V220H163ZM167 221H169V220H167ZM171 222H168L166 225H163V226H166L167 228H170V229H174V227L177 225L174 221L175 220H170ZM44 222V221H43ZM46 222V221H45ZM36 223H38V222H36ZM162 223V222H161ZM209 223H210V220L208 219V218H206V217H204V218H201V220H200V226L204 229V228H208V226H209ZM12 225H13V223H12ZM39 225H41V224H39ZM0 226H1V223H0ZM41 227V226H40ZM39 227V228H40ZM84 227H85V225H84ZM215 227V226H214ZM249 227V226H248ZM86 228V227H85ZM91 228V227H90ZM158 228V227H157ZM156 228V229H157ZM166 228V229H167ZM210 228V227H209ZM234 228V227H233ZM236 229H239L238 228V226L237 227H235ZM96 229V228H95ZM161 229V228H160ZM164 229V228H163ZM180 229V228H179ZM257 229V228H256ZM256 229L254 228V229H252V231H256ZM85 230V229H84ZM83 231V230H82ZM161 231V230H160ZM176 231V230H175ZM197 233V235H201V233H203V230L202 231H198V232H196ZM205 234V233H204ZM94 235V234H93ZM62 236V237H61ZM96 236V235H95ZM91 237V238H89L88 237V235H86L85 236V238H83V239H86V240H91V239H96V240H98L99 241V239L98 238H96V237ZM99 236V235H98ZM97 236V237H98ZM125 236V235H124ZM166 236V235H165ZM169 236V235H168ZM61 237V238H60ZM175 237V236H174ZM14 238V231H13V229L10 227V228H8V229H1L0 228V242H4V243H12V240L11 239H13ZM78 238V237H77ZM80 238V237H79ZM123 238V237H122ZM249 238V237H248ZM257 238V237H256ZM101 239V238H100ZM125 240V239H124ZM131 241V240H130ZM163 241V240H162ZM84 243V241H81V244H83ZM100 243H102V240H100L99 241ZM157 242V241H156ZM171 242V241H170ZM90 243V242H89ZM151 243V242H150ZM152 243H153V241H152ZM174 243V242H173ZM116 244V243H115ZM170 244V243H169ZM59 245V244H58ZM86 245V244H85ZM92 245V244H91ZM126 243H119L118 244V249H120V250H124L125 251V248H126ZM83 246V245H82ZM94 246H95V244H94ZM88 247V246H87ZM260 247V246H259ZM205 248V247H204ZM97 249V248H96ZM169 249V248H168ZM66 250V251H65ZM64 251H65V253L64 254H71L72 255V257H74V256H81L80 258H84L85 259V256L83 255V254H85V253H83L82 251H83V248H81V247H71L70 249H65ZM89 250V249H88ZM87 251V250H86ZM92 251V250H91ZM101 251V250H100ZM250 251H253V252H255V253H260V248H255V247H253V249L252 250H250ZM253 252H251V253H253ZM234 254V253H233ZM239 254V253H238ZM56 255H58V254H56ZM84 256V257H83ZM90 256V255H89ZM225 256H226V254L224 255V258H225ZM25 257H29V256H25ZM214 257L215 256H212V257H210V258H208V259H210V260H213L214 259ZM89 258V257H88ZM28 259V258H27ZM87 260V259H86ZM86 260H85V262H86ZM205 260V259H204ZM207 260V259H206ZM255 260V259H254ZM80 262V261H79ZM92 262V261H91ZM90 262V263H91ZM26 263H27V260H26ZM87 263V262H86ZM89 263V264H90ZM174 264V263H173ZM179 264V263H178Z\"/></svg>",
    "mask_w": 264,
    "mask_h": 264
}]
</instances>
